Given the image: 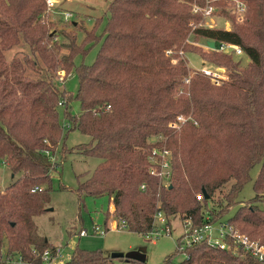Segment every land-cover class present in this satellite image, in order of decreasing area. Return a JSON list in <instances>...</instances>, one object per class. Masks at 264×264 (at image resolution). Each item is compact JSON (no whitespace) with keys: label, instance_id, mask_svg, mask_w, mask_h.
<instances>
[{"label":"trees","instance_id":"1","mask_svg":"<svg viewBox=\"0 0 264 264\" xmlns=\"http://www.w3.org/2000/svg\"><path fill=\"white\" fill-rule=\"evenodd\" d=\"M204 1L111 0L94 22L104 23L101 33L81 27L85 35L78 43L73 32L50 30L52 24L42 18L44 0H0V159L17 175L0 191V264H19V259L41 264L45 250L54 253L48 239L35 233L33 221L50 211L45 203L52 189L51 155L61 144L66 151L63 140L72 130L89 136L78 152L100 160L77 192L108 196L117 228L145 235L158 211L167 221L180 214L195 225L221 222L238 204L225 221L264 243V206L259 205L264 198V0H241L245 10L239 20L224 11L232 21L228 30L196 24L203 15L193 5L203 7ZM189 33L238 45L246 66L233 63V54L208 49L201 54L227 66L228 81L215 84L199 72L189 77L183 60L172 62L166 55L186 49ZM59 35L67 41L57 40ZM92 43H99L93 62L75 64ZM15 47L21 53L8 60L5 52ZM59 71L75 73L74 93L58 86ZM73 101L79 104L76 113ZM153 148L170 150L167 185L149 172ZM256 164L255 196L238 203ZM34 187L40 191H31ZM185 253L180 264H264L248 251L205 241ZM173 256L161 264H174ZM113 259L99 249L76 246L67 264H114Z\"/></svg>","mask_w":264,"mask_h":264},{"label":"rangeland","instance_id":"2","mask_svg":"<svg viewBox=\"0 0 264 264\" xmlns=\"http://www.w3.org/2000/svg\"><path fill=\"white\" fill-rule=\"evenodd\" d=\"M110 1L111 0H55L54 6L51 9L45 8L42 13V18L44 21H50L52 24L50 30L56 29V31L64 30L70 33L73 32L74 35H77V42L79 43L85 35L81 27H84L89 32L101 33L104 23L95 26L94 22L107 12V6ZM239 1L241 0H205V5L203 7L193 5L192 10L195 8V12L200 11L202 15L210 11L205 19H203L202 16V19L196 24L206 27L211 26L227 30L230 29L232 27V21L224 11L235 17V20L241 19L243 13L239 10ZM56 39L60 42L67 41L65 36L61 37L60 35ZM186 41L187 44H189L186 49L180 48L177 51L171 50L170 54L166 53L167 56L171 57L172 62H176L179 59L183 60L188 68L189 77L195 72L201 73L198 69L203 64L210 67H218L217 69H221V73H224V77L221 78L219 82H215V84L228 81L230 72L227 66H224V64L216 66V64H213L208 58L201 54L202 51L212 49L208 46L207 40L201 37L196 39L193 37V34L189 33ZM98 47L99 43L88 44L87 53L83 57L80 55L76 56L74 59L75 64L80 62L90 64L93 62ZM21 51V47H15L10 51H6L5 54L7 59L10 60L11 57L19 55ZM65 51L66 49L63 48L60 52L63 53ZM231 61L233 63L239 61L241 67H245L247 64V58L244 55L235 56L234 60ZM65 76L67 75L64 71H59L55 74V81L58 83L59 87H64L66 90L74 93L78 86L77 76L75 73H71L67 77ZM71 111L73 113L79 111V104L77 101L71 103ZM60 119L65 123L62 109H60ZM173 124L171 125L173 126ZM65 130L66 128H64V131ZM154 137L155 138L151 141H155L158 138V136ZM88 141V135L82 134L77 130L69 131L63 140L65 148L63 150L66 151H62L61 144L58 149H56L55 153L51 155H54L52 157V162L54 161V164L52 165L50 174L52 189L49 193L48 201L45 203V207L50 208V211H46L34 218L33 226L35 233L39 237L48 239L54 248H61L64 256L62 264H67L76 246L87 250L99 249L106 256H110L113 252L125 253L130 250L144 248L148 264H161L165 257L170 254H174L173 263L180 264L185 258L184 253L187 249L179 247L181 241L180 233L183 230V221L180 219V214L169 217V235L163 234L153 240L142 233L129 231L125 228H117V221L112 212L113 207L108 196L92 197L77 192L79 185L100 161L94 156L83 155L78 152L82 147L79 143H86ZM168 151L170 152V150ZM259 168V164H256L251 169L249 180L241 188L236 197L238 203L247 204L250 202V199L255 196L253 183ZM16 179L17 175H12L9 168L0 159V191L3 192L6 187ZM213 204L214 203L211 205ZM259 205L264 206V198ZM238 206V204H235L229 207L228 212L224 214L220 220L225 221L233 216ZM158 212L153 215L154 228L162 226L156 218ZM161 214L163 215L162 212ZM168 221L166 220V222ZM114 223L116 225H114ZM212 223L216 225L219 222L216 221ZM94 224L105 229V234L100 235L93 233L92 227ZM82 228L87 229L88 233L84 236H78ZM112 262L114 264L138 263L134 260H129L127 262L121 260V258H114Z\"/></svg>","mask_w":264,"mask_h":264},{"label":"built area","instance_id":"3","mask_svg":"<svg viewBox=\"0 0 264 264\" xmlns=\"http://www.w3.org/2000/svg\"><path fill=\"white\" fill-rule=\"evenodd\" d=\"M44 1L47 9H51L54 6L55 0ZM238 5L240 6L239 10L243 13L245 8L244 4L239 1ZM193 11L195 12L196 9L194 8ZM209 12L210 11L204 13L203 19H205V17L209 15ZM214 50L226 54H233V56L243 55L242 49L238 45L233 43L220 42L218 44H215ZM166 53L170 54L171 50H168ZM217 68L203 64L201 67H199L198 71L210 78L211 81L217 83L221 78L224 77V73H221V69L219 70ZM186 81L188 80L186 79ZM177 118V120L183 119L182 116H178ZM173 126H176V124H173ZM64 127H68V124H64ZM170 157L171 154L168 149L158 150L157 148H153L150 155L151 166L149 172L150 174L162 180L165 185L169 183L171 176ZM31 191H40V188L34 187ZM196 198L200 200L202 198V194H197ZM156 218L159 220L158 222L162 224V226L158 228L153 227L151 231L145 234L146 237L152 238L153 240L162 236L163 234H170L169 223L166 222L161 212L157 213ZM182 221L183 230L180 233L181 241L179 244V247L182 249L205 241L209 245H214L220 248H231L234 252L240 248L244 251H248L254 258L261 261L264 260V244H260L257 240L250 239L247 234L241 233L227 221H221L216 225L212 222H206L202 225H195L190 217ZM92 232L95 234L104 235L105 229H102L98 225L94 224L92 227ZM87 233V229L84 228L81 229L78 236H84ZM184 256L187 257L186 253H184ZM63 257L64 256L61 248H55L54 253L52 254L48 250H45L42 254V263L48 264L56 262L57 264H62ZM18 263L24 264L21 259H19Z\"/></svg>","mask_w":264,"mask_h":264},{"label":"water","instance_id":"4","mask_svg":"<svg viewBox=\"0 0 264 264\" xmlns=\"http://www.w3.org/2000/svg\"><path fill=\"white\" fill-rule=\"evenodd\" d=\"M207 44L212 49L215 47L214 41H208ZM110 257H112V258H123L125 261H129V260H135V261H139V262H145L146 261V254H145L144 248L130 250V251H127L125 253L113 252V253H111Z\"/></svg>","mask_w":264,"mask_h":264},{"label":"crops","instance_id":"5","mask_svg":"<svg viewBox=\"0 0 264 264\" xmlns=\"http://www.w3.org/2000/svg\"><path fill=\"white\" fill-rule=\"evenodd\" d=\"M112 205V204H111ZM115 224V223H114ZM57 264V263H56Z\"/></svg>","mask_w":264,"mask_h":264}]
</instances>
